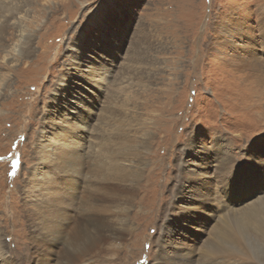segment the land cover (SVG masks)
<instances>
[{
    "label": "rangeland",
    "instance_id": "374dc122",
    "mask_svg": "<svg viewBox=\"0 0 264 264\" xmlns=\"http://www.w3.org/2000/svg\"><path fill=\"white\" fill-rule=\"evenodd\" d=\"M4 3L11 9L0 17V264H162L154 235L168 242L184 233L167 226L179 177L195 185L191 199L180 195L191 208L205 196L231 204L224 187L243 182L235 211L211 209L206 231L220 220L223 228L237 224L249 236L239 243L251 247L238 213L264 200L256 168L244 167L264 159V101L253 116L236 77L241 68L252 96L264 94V79L246 63L245 36L264 62V0ZM217 156L223 164L215 166ZM191 170L197 176L186 177ZM203 234H191L192 263L224 264L202 254ZM254 255L264 264V253Z\"/></svg>",
    "mask_w": 264,
    "mask_h": 264
},
{
    "label": "bare ground",
    "instance_id": "6f19581e",
    "mask_svg": "<svg viewBox=\"0 0 264 264\" xmlns=\"http://www.w3.org/2000/svg\"><path fill=\"white\" fill-rule=\"evenodd\" d=\"M2 9H5V12H6V10L8 11L11 8L6 3L0 4V17L4 14L2 12ZM98 14L99 12L92 19L96 20ZM239 24H240L239 22H235L231 26V31L233 34L235 33L237 34L239 32L240 30ZM2 28L3 26H0V30ZM245 36L249 37V47H252V51H250L247 62H246L247 66L250 67V70L257 71L256 75L264 79V62L262 61L258 62L255 57V53H253V50H255L253 47L257 42L254 43V41L251 39V36L249 35H245ZM259 36H260L259 42L262 45V51L264 53V30L263 32L259 34ZM16 48L17 47L14 46L13 49L16 50ZM77 52H80V51H77ZM240 66L243 67L242 64H240ZM240 69L241 68H239L236 81L237 83L240 84L241 89L247 94H249L247 98H244L245 100L251 103L248 109L252 112L253 116L255 115L256 110L261 111L263 113L262 103L264 101V94L260 96H252V93H251L252 82L249 79V76L247 75V73L243 70L240 71ZM90 71H92V69H90L89 67L85 72H90ZM63 83H65V78L62 76L60 79V85ZM85 98H83V102H81L82 106L91 108L92 107L91 101H89L88 99L86 100ZM105 117L106 115L103 116L101 120H103ZM40 138L43 139V137H40ZM66 144L69 145L68 142ZM262 144L264 148V137L262 138ZM194 149L196 150V147H194ZM37 156L38 157H36V161L33 164L35 168L36 167L39 168V165L44 161V158L42 157L44 156V154L39 153L37 154ZM50 156L51 155H46L47 158H51ZM215 161H216L215 166L223 164L222 161H219V156H217V159ZM244 167L246 169L250 167H253L252 169L256 168V170L253 172L254 176L262 180V183H264V159L248 161L244 165ZM228 168L229 167H227V169ZM202 171H203L202 173L205 172V170H202ZM239 171L241 170H238V173ZM213 173L214 172H211L210 170H206L207 175H211ZM185 174H186V177L192 178L194 175L197 176V171L191 170L190 174H187V173ZM202 178L206 179L203 175H202ZM256 178L254 180L259 181ZM178 181L180 182V186L177 190V193L179 194V196L176 198L175 202L173 203V206L171 208V213L168 218L167 226L169 229H173L174 224H177L178 226H180V228H182V232H184L182 233L183 238H181L180 240L174 239V240H170L166 242V240L162 238H158L157 236L154 235V237L156 238H155V241H152V244L156 248V254H155L156 261L161 262L162 264H170L171 262H173V264H193L192 262L194 260L192 261V259L195 255L194 252H195L196 247H194L195 240L193 237H191V234H193V232H198V233H204L202 237H204L203 240L205 241L203 244H201L202 245L201 252L203 255H207L208 257L207 259H211L210 258L211 256L221 255L224 258L223 260L225 261L224 264H256V263H259V258H257L255 255L253 256V252H256L257 254L264 253V200L259 201V202L257 201L251 205H249V202H248V204L245 207L241 208L240 214L238 213L240 220L247 221L252 231L251 235L249 234L250 239L252 241V245L251 247L248 248L247 246L241 245L239 243L241 240H246V241L249 240L248 233L246 232V234H244L242 230H239L238 229L239 227L237 228V224L230 225L229 223L231 221L230 220L228 221V218H226V221L229 224L228 226L223 228L221 225L222 220H220L218 221L216 225L212 227V231L210 233L206 231L207 225L210 224L211 221L215 219V217L211 218L212 215H211V212H209L211 211V209L214 208L215 210L214 209L213 210L218 211L219 213L221 211H225L229 214L230 212L235 211L236 207L239 204L237 206H234L231 204L232 203L236 204L234 200L236 199L238 200L241 195L242 196L240 200H243V195H244V189L242 187V185L244 184L243 182L238 181L235 184L228 183L224 187L223 195L225 197L228 196L231 200L230 202L233 201L231 204L228 203L229 200L227 198L224 199L221 195L217 196L215 199H212V200L205 196L204 198H202V203L199 202L197 199H192L191 203H193L196 206L191 208V207H184L182 206V204H180L181 202L180 195H181V191H185L186 194L184 195V198H186L187 195H189V198L191 199L193 197L191 194L192 188L195 185L190 184L187 188L184 182L189 184L190 181L185 180L183 177L181 178L179 177ZM203 181H198L197 184ZM261 191L264 193V188H261ZM214 195L213 197H215ZM198 208H202V210L197 211ZM191 213H194V215H191ZM218 241H221L219 245L223 246L224 249L220 250V248L217 246ZM163 244L164 246H162ZM173 244H175V246H172ZM199 255H201V253ZM201 259H202V256H201ZM237 259H239L240 261L237 263H231L232 260H237ZM215 260L216 259H214V261Z\"/></svg>",
    "mask_w": 264,
    "mask_h": 264
},
{
    "label": "snow or ice",
    "instance_id": "6c2138e0",
    "mask_svg": "<svg viewBox=\"0 0 264 264\" xmlns=\"http://www.w3.org/2000/svg\"><path fill=\"white\" fill-rule=\"evenodd\" d=\"M15 164H18V161L17 162H14V167H15ZM14 174V173H13Z\"/></svg>",
    "mask_w": 264,
    "mask_h": 264
}]
</instances>
